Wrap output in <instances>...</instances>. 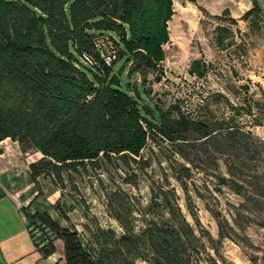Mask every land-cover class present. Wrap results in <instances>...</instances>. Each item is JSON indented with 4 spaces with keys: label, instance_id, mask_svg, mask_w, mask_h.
I'll return each mask as SVG.
<instances>
[{
    "label": "rangeland",
    "instance_id": "rangeland-1",
    "mask_svg": "<svg viewBox=\"0 0 264 264\" xmlns=\"http://www.w3.org/2000/svg\"><path fill=\"white\" fill-rule=\"evenodd\" d=\"M173 10L163 71L146 68L142 81L143 74H128L123 58L113 70L134 90L151 89L144 101L161 111L176 101L196 118L204 106L209 137L200 138L194 128L175 140L151 137L129 168L119 160L103 161L96 170L64 173L63 185L43 175L33 182L87 248L116 250L108 264H153V248L116 239L125 229L143 239L146 226L180 218L177 208L194 230L188 264H264V112L254 90L240 81L250 66L232 45L239 23L207 13L201 2L175 0ZM241 25L248 33L250 23ZM158 73L163 76L156 82ZM15 142L29 167L41 157Z\"/></svg>",
    "mask_w": 264,
    "mask_h": 264
},
{
    "label": "trees",
    "instance_id": "trees-1",
    "mask_svg": "<svg viewBox=\"0 0 264 264\" xmlns=\"http://www.w3.org/2000/svg\"><path fill=\"white\" fill-rule=\"evenodd\" d=\"M173 14V0H0V142L10 138L23 151L41 153L30 164L33 181L43 175L63 185L64 173L96 170L103 161L129 168L151 137L175 140L191 128L209 137L204 106L196 118L176 101L161 111L144 101L151 89L134 90L113 70L123 58L128 74H143L142 81L146 68L163 71ZM103 32L118 38V58L111 65L98 59L93 67L82 55L98 57L93 38ZM193 64L198 68L199 61ZM175 213L180 218L172 223L146 226L143 239L125 229L116 241L153 248V264H188L194 230L179 208ZM32 223L42 230L35 242L44 253L54 250V239L64 241L66 264H108L115 254L107 245L90 250L77 228L47 212L34 213Z\"/></svg>",
    "mask_w": 264,
    "mask_h": 264
},
{
    "label": "crops",
    "instance_id": "crops-1",
    "mask_svg": "<svg viewBox=\"0 0 264 264\" xmlns=\"http://www.w3.org/2000/svg\"><path fill=\"white\" fill-rule=\"evenodd\" d=\"M190 2H201L207 13L231 17L239 23L238 30L234 31L232 45H237L238 52H244L250 62V67L245 68L240 81L245 82L243 86L247 90L248 86L253 87L255 101L264 112V0ZM246 17L248 20L244 21ZM246 21L250 23L248 33L245 32L249 38L241 27ZM251 40L256 46H252ZM8 140L11 141L10 144ZM15 144L10 138L0 142V264H66L64 241L61 238L53 240L52 252L44 253L31 235L30 218L36 212H47L62 225H69L62 221L47 199L43 201V197L38 195L30 175L29 163L25 164L22 160V152Z\"/></svg>",
    "mask_w": 264,
    "mask_h": 264
},
{
    "label": "built area",
    "instance_id": "built-area-1",
    "mask_svg": "<svg viewBox=\"0 0 264 264\" xmlns=\"http://www.w3.org/2000/svg\"><path fill=\"white\" fill-rule=\"evenodd\" d=\"M93 44L98 54V57H95L94 55L88 53H84L82 55V60L86 64L96 67L99 64L98 59H100L104 63L111 65L113 61L118 58V38L113 33L103 32L95 35L93 38ZM240 58L242 59L243 63L247 65L250 64L249 59L244 54H241ZM251 90H254L253 87H249V91ZM29 229L34 239H39V237H41L42 230L37 223L30 224Z\"/></svg>",
    "mask_w": 264,
    "mask_h": 264
}]
</instances>
